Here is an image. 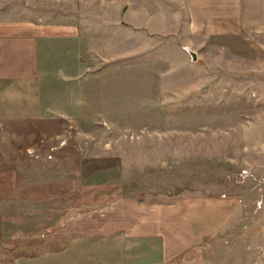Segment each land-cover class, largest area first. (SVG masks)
I'll use <instances>...</instances> for the list:
<instances>
[{"label": "rangeland", "instance_id": "obj_1", "mask_svg": "<svg viewBox=\"0 0 264 264\" xmlns=\"http://www.w3.org/2000/svg\"><path fill=\"white\" fill-rule=\"evenodd\" d=\"M72 5L96 48L80 82H70L81 91L74 119L50 129L0 127V158L43 173L26 181L71 178L77 189L53 208L40 204L25 214L9 251L41 246L69 201L104 217L118 200L193 201L201 204L199 245L207 264H264V153L246 148L264 119L262 40L197 39L172 22L150 31L142 15L129 16L126 8L117 17L102 7L86 10V2ZM226 199L232 217L205 234L203 223L214 215L204 203ZM230 209H215L216 219Z\"/></svg>", "mask_w": 264, "mask_h": 264}, {"label": "crops", "instance_id": "obj_2", "mask_svg": "<svg viewBox=\"0 0 264 264\" xmlns=\"http://www.w3.org/2000/svg\"><path fill=\"white\" fill-rule=\"evenodd\" d=\"M76 1L117 17L126 8L129 16L142 15L150 31L156 26L162 32L172 22L176 31L197 39L255 36L264 47V0H0V127L29 123L50 129L74 119L81 91L70 82H80L90 51H96L79 15L72 14ZM248 138V152L264 153V119ZM6 161L0 158V264H207L199 245L201 204L193 201L152 206L118 200L111 217L69 201L41 246L26 253L15 244L9 251L8 242L21 238L18 226L25 214L33 215L40 204L53 208L77 184L71 178L26 181L43 173ZM204 205L214 215L203 223L205 234L232 217L227 199ZM219 207L230 211L216 219Z\"/></svg>", "mask_w": 264, "mask_h": 264}, {"label": "water", "instance_id": "obj_3", "mask_svg": "<svg viewBox=\"0 0 264 264\" xmlns=\"http://www.w3.org/2000/svg\"><path fill=\"white\" fill-rule=\"evenodd\" d=\"M188 52L192 56L193 60L196 61L197 60V54L192 50H188Z\"/></svg>", "mask_w": 264, "mask_h": 264}]
</instances>
